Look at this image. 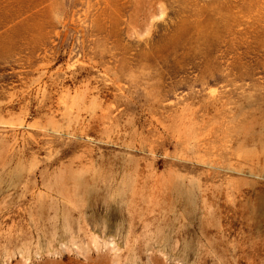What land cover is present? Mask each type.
I'll use <instances>...</instances> for the list:
<instances>
[{
	"label": "rangeland",
	"instance_id": "1",
	"mask_svg": "<svg viewBox=\"0 0 264 264\" xmlns=\"http://www.w3.org/2000/svg\"><path fill=\"white\" fill-rule=\"evenodd\" d=\"M0 264H264V0H0Z\"/></svg>",
	"mask_w": 264,
	"mask_h": 264
}]
</instances>
